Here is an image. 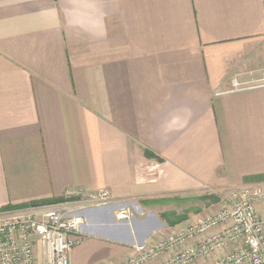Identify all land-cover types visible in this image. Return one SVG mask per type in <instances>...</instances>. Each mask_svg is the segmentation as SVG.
<instances>
[{"label": "crops", "instance_id": "obj_1", "mask_svg": "<svg viewBox=\"0 0 264 264\" xmlns=\"http://www.w3.org/2000/svg\"><path fill=\"white\" fill-rule=\"evenodd\" d=\"M263 71L264 0H0V212L107 189L71 264H122L187 223L147 201L264 184Z\"/></svg>", "mask_w": 264, "mask_h": 264}, {"label": "built area", "instance_id": "obj_2", "mask_svg": "<svg viewBox=\"0 0 264 264\" xmlns=\"http://www.w3.org/2000/svg\"><path fill=\"white\" fill-rule=\"evenodd\" d=\"M261 87L264 72L250 79L235 76L231 88L221 93ZM64 197L65 201L55 206L0 212V264H71L73 250L83 241L88 226L86 216L78 211L113 202L104 188L90 194L69 189ZM71 200L77 205H70ZM262 203L264 184L232 188L221 196L215 211L178 225L164 238L133 243L134 254L122 264H264ZM134 212L125 205L117 209L115 217L120 222L130 221Z\"/></svg>", "mask_w": 264, "mask_h": 264}, {"label": "rangeland", "instance_id": "obj_3", "mask_svg": "<svg viewBox=\"0 0 264 264\" xmlns=\"http://www.w3.org/2000/svg\"><path fill=\"white\" fill-rule=\"evenodd\" d=\"M237 74L239 76V73H236L235 75L237 76ZM252 76H256V74L252 73V74L248 75L247 79H250V77H252ZM232 188H238V187H226V188H221V189H219V188H214V189L203 188L198 193H187V194L177 196L178 199H180L179 201L163 202V204H160V206L156 210L155 214L157 215V218L160 219V221H162V218L159 216L163 212L174 211L177 214H183L186 210H189L190 213L188 214V219L185 221H187V223H191V222L195 221L198 217H202L204 215H207V214L215 211L219 206V202L214 203V202H211L208 200H205V201L200 200V197L208 196L210 194H214V195H218L221 198L222 195H225ZM162 199H169V198H162ZM69 202H70L69 203L70 205H77L73 200H71ZM62 203L63 202H60V204H62ZM90 207H88V208H90ZM198 209L200 210L199 212H197ZM134 213H135V216L130 221H128L129 223H133V219H135V217L144 218V217H146V216L148 217L150 215V212H148L147 210H144V212H141L139 210H137V211L135 210ZM161 224H162V222H161ZM166 230L167 229H164V231H166ZM96 232H98V234H102V235H105V236H108V237H111L114 239L115 238L118 239L120 237H123L126 239H133V235H131L127 231L121 232L120 230H118L116 227H113V226H103V225L96 226Z\"/></svg>", "mask_w": 264, "mask_h": 264}, {"label": "trees", "instance_id": "obj_4", "mask_svg": "<svg viewBox=\"0 0 264 264\" xmlns=\"http://www.w3.org/2000/svg\"><path fill=\"white\" fill-rule=\"evenodd\" d=\"M149 154V153H148ZM150 156L151 153L149 154ZM153 157H156L159 161H162V158L156 156L153 154ZM180 199L174 197V198H169V199H158V200H153V201H147L148 203H163V202H174V201H179ZM200 200H208L211 202H219L220 197L218 195H214V194H210L208 196H202L200 197ZM65 198H58V199H48V200H40V201H33L30 203H25V204H20V205H8L5 208H3L2 210L5 211H9V210H14V209H21V208H27V207H31V206H41V205H51V204H57L60 202H64ZM200 210L198 209L197 212H199ZM190 213L189 210H186L183 214H177L174 211H167L161 214V217L167 222V224L169 226H175L177 224H180L182 222H184L185 220L188 219V214Z\"/></svg>", "mask_w": 264, "mask_h": 264}]
</instances>
